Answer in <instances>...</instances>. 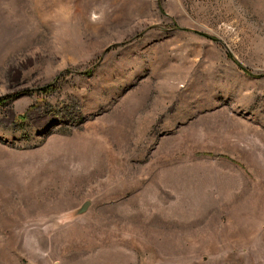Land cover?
Returning a JSON list of instances; mask_svg holds the SVG:
<instances>
[{"label":"rangeland","instance_id":"rangeland-1","mask_svg":"<svg viewBox=\"0 0 264 264\" xmlns=\"http://www.w3.org/2000/svg\"><path fill=\"white\" fill-rule=\"evenodd\" d=\"M0 264H264V0H0Z\"/></svg>","mask_w":264,"mask_h":264},{"label":"water","instance_id":"water-1","mask_svg":"<svg viewBox=\"0 0 264 264\" xmlns=\"http://www.w3.org/2000/svg\"><path fill=\"white\" fill-rule=\"evenodd\" d=\"M87 205H88V201L82 202L81 206L78 208L77 212L81 213L82 211H84L86 209Z\"/></svg>","mask_w":264,"mask_h":264}]
</instances>
